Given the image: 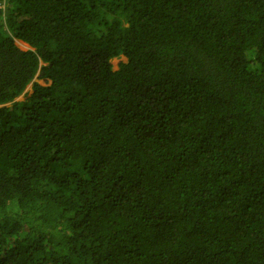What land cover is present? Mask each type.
<instances>
[{"label": "trees", "instance_id": "1", "mask_svg": "<svg viewBox=\"0 0 264 264\" xmlns=\"http://www.w3.org/2000/svg\"><path fill=\"white\" fill-rule=\"evenodd\" d=\"M0 104V264H264V0H0Z\"/></svg>", "mask_w": 264, "mask_h": 264}, {"label": "rangeland", "instance_id": "2", "mask_svg": "<svg viewBox=\"0 0 264 264\" xmlns=\"http://www.w3.org/2000/svg\"><path fill=\"white\" fill-rule=\"evenodd\" d=\"M3 5V4H2ZM4 7V6H3ZM3 17V16H2ZM16 41V44L21 48V49H24V50H27V49H30V46L27 47V46H24L22 45L20 42H18L17 40ZM121 61H126V57L125 56H120V57H114L112 59V64H113V69H117L119 67V63ZM33 81H36L40 84H43V85H46V84H49V80H45V79H42V78H38V76H36ZM32 92V82L26 87V89L23 91V93L16 98V100H23L25 97H27V95H29L30 93Z\"/></svg>", "mask_w": 264, "mask_h": 264}, {"label": "bare ground", "instance_id": "3", "mask_svg": "<svg viewBox=\"0 0 264 264\" xmlns=\"http://www.w3.org/2000/svg\"><path fill=\"white\" fill-rule=\"evenodd\" d=\"M18 42H20L22 45L29 47L30 45L22 40L17 39Z\"/></svg>", "mask_w": 264, "mask_h": 264}, {"label": "clouds", "instance_id": "4", "mask_svg": "<svg viewBox=\"0 0 264 264\" xmlns=\"http://www.w3.org/2000/svg\"><path fill=\"white\" fill-rule=\"evenodd\" d=\"M15 40H17V39H15ZM19 40H20V39H19ZM30 48H31V46H30ZM35 77H36V76H35ZM32 81H33V80H32ZM30 83H31V82H30ZM30 83H29V84H30ZM29 84H28V85H29ZM28 85H27V86H28ZM25 89H26V88H25ZM20 95H21V94H20ZM20 95H19V96H20ZM19 96H17V97H19ZM17 97H16V98H17ZM16 98H15V100H16ZM11 104H12V102H7L5 105H8V106H9V105H11ZM0 106H2V104H0Z\"/></svg>", "mask_w": 264, "mask_h": 264}, {"label": "water", "instance_id": "5", "mask_svg": "<svg viewBox=\"0 0 264 264\" xmlns=\"http://www.w3.org/2000/svg\"><path fill=\"white\" fill-rule=\"evenodd\" d=\"M32 48V47H31Z\"/></svg>", "mask_w": 264, "mask_h": 264}]
</instances>
